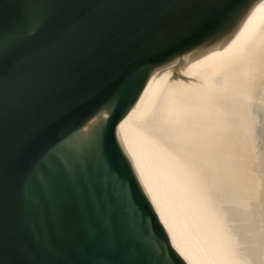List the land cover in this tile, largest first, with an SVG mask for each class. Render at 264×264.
Returning <instances> with one entry per match:
<instances>
[{
	"label": "water",
	"instance_id": "95a60500",
	"mask_svg": "<svg viewBox=\"0 0 264 264\" xmlns=\"http://www.w3.org/2000/svg\"><path fill=\"white\" fill-rule=\"evenodd\" d=\"M258 1L0 0V264H190L148 185L136 116Z\"/></svg>",
	"mask_w": 264,
	"mask_h": 264
},
{
	"label": "bare ground",
	"instance_id": "6f19581e",
	"mask_svg": "<svg viewBox=\"0 0 264 264\" xmlns=\"http://www.w3.org/2000/svg\"><path fill=\"white\" fill-rule=\"evenodd\" d=\"M254 105L264 111V0L227 43L167 70L136 116L148 185L190 264H264L263 175L234 153Z\"/></svg>",
	"mask_w": 264,
	"mask_h": 264
},
{
	"label": "rangeland",
	"instance_id": "374dc122",
	"mask_svg": "<svg viewBox=\"0 0 264 264\" xmlns=\"http://www.w3.org/2000/svg\"><path fill=\"white\" fill-rule=\"evenodd\" d=\"M178 76H175L177 78ZM255 104L258 105V100L254 101ZM254 113L251 118L250 134L246 142L244 139H241L239 143L235 146L234 153L236 154V159L240 162L241 156L243 157L244 166H250L256 169L258 167V176L263 175L261 178L264 179V111L259 114V107L254 105ZM237 133L238 127L235 128ZM246 136V135H245ZM241 155V156H240ZM239 158V159H238ZM245 158H248L247 160ZM254 160V162H253ZM255 166H252L253 164ZM246 167V170H247ZM256 170V171H257ZM248 171V170H247ZM254 171V169H253ZM257 175V174H256ZM264 191L261 195V199L264 201Z\"/></svg>",
	"mask_w": 264,
	"mask_h": 264
}]
</instances>
